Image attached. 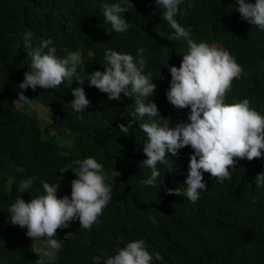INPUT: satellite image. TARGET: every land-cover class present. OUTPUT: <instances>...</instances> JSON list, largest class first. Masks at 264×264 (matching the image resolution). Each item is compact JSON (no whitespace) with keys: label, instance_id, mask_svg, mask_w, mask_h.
I'll return each mask as SVG.
<instances>
[{"label":"trees","instance_id":"trees-1","mask_svg":"<svg viewBox=\"0 0 264 264\" xmlns=\"http://www.w3.org/2000/svg\"><path fill=\"white\" fill-rule=\"evenodd\" d=\"M118 0H0V264H104L127 243L142 239L150 254L162 260L152 264H264V186L254 178L264 173V153L252 161L241 159L229 169L231 178L218 183L202 173L206 190L193 204L185 196L189 160L193 150L185 147L177 156L166 153L167 165L157 164L156 186L143 181L151 169L142 162L146 134L140 125L149 122L133 117L134 98L109 100L106 93L89 87L87 75L104 71L109 49L146 61L144 74L156 85L149 98L157 105L159 118L169 127L188 122L190 108L177 109L167 100L171 76L169 67L179 68L187 52L183 39L170 40L173 30L162 18L155 0H130L124 17L132 25L124 33L111 30L104 21L103 3ZM255 3V0H245ZM191 4V7L188 5ZM177 21L191 29L196 43L228 51L243 73L232 82L226 104L248 99L250 107L264 116V30L243 20L235 0H183ZM165 21V22H163ZM26 32L32 33V49L42 40H51L56 56L79 52L81 64L71 84L65 81L54 89L23 90L31 107L16 104L18 85L29 70ZM67 49V52L65 51ZM47 51V49H45ZM83 87L90 106L77 113L71 107L72 90ZM38 105L52 115L41 124ZM135 120L128 134L118 125ZM92 157L102 164L109 177L112 197L90 230L79 221L58 229L64 240L56 258L42 257L25 237L24 228L9 222V206L21 197L26 203L43 195V183H59L57 198L71 194L77 165L73 161ZM183 159V161L181 160ZM23 169L17 172L16 169ZM114 171L120 175L114 177ZM10 177L15 182L8 183ZM35 178L26 193L18 184ZM163 183L160 185V181ZM180 195H168L167 190ZM153 220L155 223H153ZM72 233L65 240V235ZM43 245H45L42 241ZM98 260V261H95ZM102 260V261H101Z\"/></svg>","mask_w":264,"mask_h":264},{"label":"clouds","instance_id":"clouds-1","mask_svg":"<svg viewBox=\"0 0 264 264\" xmlns=\"http://www.w3.org/2000/svg\"><path fill=\"white\" fill-rule=\"evenodd\" d=\"M182 2L155 0L156 6L162 9V18L173 30L169 39H183L188 46L179 68L169 67L171 81L166 93L167 100L175 108H190L187 123L179 122L174 127H169V121L163 125L157 123V118L161 119L157 105L149 101L156 85L144 74L146 61L142 56L143 49L139 50L136 59L130 54L107 50V66L104 71L92 72L87 75V81L89 87L106 93L109 100L119 101L121 94L134 98L133 117L149 118V122L140 125L146 134L143 154L147 158L142 164L151 169V176L143 181L144 184L156 186L157 178L161 175L157 164L167 165L169 162L166 153L177 156L179 149L190 146L193 154L186 158L189 164L184 181V196L195 204L200 193L206 190L202 173H209L211 178L222 183L231 178L229 169L234 170L238 160L252 161L262 156L264 116L250 107L248 99L233 104L225 103L233 80L242 75L243 69L228 51L203 42L196 43L192 39L191 29H186L176 19L178 6ZM235 2L238 5L236 10L243 20L264 30V0H255V3H246L245 0ZM130 8H133L130 0L102 4L104 21L110 24L112 31L124 33L132 27L123 15ZM31 40L32 33L26 32L23 37L25 48L32 49ZM51 44L50 39L42 40L39 47L27 53L29 70L24 73L23 81L18 85L22 91L17 94L15 101L22 108L31 107L33 101L23 94V90L35 91L37 87L54 89L65 81L71 84L74 77L80 85L85 82L76 75L77 67L82 62L80 53L68 52L65 58H58L56 48L49 47ZM72 96L74 99L71 107L75 112L80 113L90 106L83 87L73 89ZM134 123L135 120L131 119L127 126L119 124V131L128 134ZM73 164L78 168L74 171L76 179L71 181L70 197L57 198L58 182L43 183V195L27 203L17 197L9 206V222L22 229L26 228L28 238L34 242L42 241L46 245L45 249L39 250L41 253L38 252L44 258L51 257L53 251H59L62 247L64 240L56 238L58 229H67L70 222L78 220L80 228L90 230L112 197V187L105 182L109 177L102 164L92 157L73 161ZM16 171L23 172V169L17 168ZM119 175V172L114 171L112 179ZM34 179L21 180L18 190L26 193ZM14 182L15 177H10L8 183ZM253 182L257 187L264 186V173L257 174ZM162 183L161 180L160 185ZM167 194L180 195L177 189L167 190ZM71 235L67 233L65 240ZM153 257L157 261L162 260L158 252L150 254L145 241L138 239L127 243L117 254L104 260V264H152ZM40 264H44L43 260Z\"/></svg>","mask_w":264,"mask_h":264},{"label":"rangeland","instance_id":"rangeland-1","mask_svg":"<svg viewBox=\"0 0 264 264\" xmlns=\"http://www.w3.org/2000/svg\"><path fill=\"white\" fill-rule=\"evenodd\" d=\"M33 108L35 109V111L38 112V115H39L40 119L42 120L43 124H47L49 122L50 118L52 117V115L50 113H48V111L45 108H42V107H40L38 105H34ZM23 230L25 232V237L27 238L29 244L32 245V246H34V249L37 252L41 253L39 250L40 249H45L46 248V245H43L39 241L34 242L31 238H28L26 236L27 229L24 228ZM55 255H56V252L53 251V254H52L51 257H45V258H48V259H52L53 258L54 259L55 258Z\"/></svg>","mask_w":264,"mask_h":264}]
</instances>
